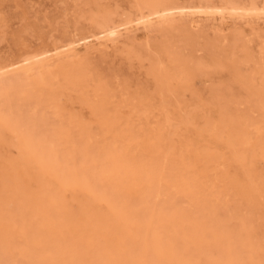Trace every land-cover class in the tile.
<instances>
[{"label": "bare ground", "instance_id": "bare-ground-1", "mask_svg": "<svg viewBox=\"0 0 264 264\" xmlns=\"http://www.w3.org/2000/svg\"><path fill=\"white\" fill-rule=\"evenodd\" d=\"M133 6L125 17L99 12L82 36L0 66V139L10 136L19 154L7 162L14 177L9 194L0 195V264H264V246L251 238L250 216L220 206L226 187L249 204L257 200L263 179L245 169L247 181L226 178L218 160H228L227 154L174 140L161 145L156 132L140 139L130 124L115 127L109 114L93 134L63 113L53 87L59 78L86 87L79 59L49 62L75 55L79 46L109 47L133 29L192 27L203 18L264 21V0H134ZM164 52L172 64L155 60L153 74L166 125H174L170 96L179 89L176 82L185 84L197 69L180 63L170 44ZM261 75L254 101L264 117V65ZM248 80L255 86L254 77ZM95 97L103 110L113 99L104 88ZM263 122L235 116L208 130L225 139L230 158L247 168L249 155L264 157ZM79 191L86 194L80 212L66 201L67 193L76 199Z\"/></svg>", "mask_w": 264, "mask_h": 264}, {"label": "rangeland", "instance_id": "rangeland-1", "mask_svg": "<svg viewBox=\"0 0 264 264\" xmlns=\"http://www.w3.org/2000/svg\"><path fill=\"white\" fill-rule=\"evenodd\" d=\"M133 5L134 0H0V66L12 59L82 36L93 29L92 17L99 12L106 10L125 17L133 12ZM168 44L175 49L173 55L180 59V63L188 62L193 69H197L185 84L176 82L179 89L170 96L168 108L174 125H166L153 74L155 60L161 59L167 66L172 64L173 58L164 52ZM72 55L62 58L54 56L49 62L53 66L66 59H79L86 87L76 89L73 84L59 78L55 80L54 92L63 113L93 134L101 131L103 119L110 115L115 127L124 129L130 124L133 132H140V139L147 140L156 132L160 134L161 145L174 140L178 145L180 142L190 143L201 151L208 149L220 156L227 154L228 160L222 159L223 156L218 160L224 163L226 178L247 181L248 175H245L249 171L258 180H264V157L249 155L245 164L247 168H244L241 163L230 158L225 139L215 137L208 130L215 121L219 123L225 118L234 119L235 116L239 118L245 115L263 122L264 117L254 101L260 95L261 67L264 65L263 20L221 21L203 18L199 25L192 24V27L180 23L179 27L176 25L174 29L167 30L133 29L109 47L97 43L79 46L75 55ZM253 77L255 86L249 85L248 79ZM101 88L113 98L104 104V110L96 107V90ZM222 106L228 109L226 114L222 113ZM262 131L264 137V126ZM18 155L10 136L0 139L1 196L9 194L10 183L14 182L7 162ZM37 186L33 185L35 189ZM226 188L229 194L223 196L225 201L222 200L220 206L250 216V229L253 230H250L251 238L264 246V190L262 196L249 204L237 191ZM78 196L75 199L73 193H67L66 201L70 208L80 212L86 194L79 191ZM10 205L13 207V203ZM99 209H103V206ZM230 223L239 224V219L230 218Z\"/></svg>", "mask_w": 264, "mask_h": 264}]
</instances>
